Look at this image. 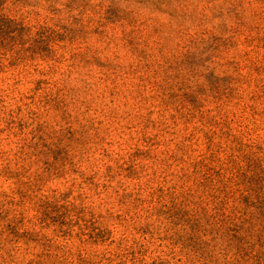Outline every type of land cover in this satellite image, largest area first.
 I'll use <instances>...</instances> for the list:
<instances>
[{"label": "rangeland", "instance_id": "374dc122", "mask_svg": "<svg viewBox=\"0 0 264 264\" xmlns=\"http://www.w3.org/2000/svg\"><path fill=\"white\" fill-rule=\"evenodd\" d=\"M0 264H264V0H0Z\"/></svg>", "mask_w": 264, "mask_h": 264}]
</instances>
